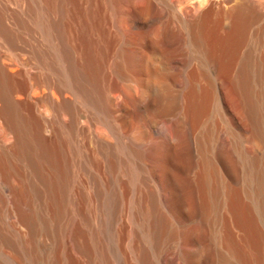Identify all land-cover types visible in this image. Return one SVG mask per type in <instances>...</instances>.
Returning a JSON list of instances; mask_svg holds the SVG:
<instances>
[{"label":"bare ground","instance_id":"1","mask_svg":"<svg viewBox=\"0 0 264 264\" xmlns=\"http://www.w3.org/2000/svg\"><path fill=\"white\" fill-rule=\"evenodd\" d=\"M117 5L0 0V264H264V0Z\"/></svg>","mask_w":264,"mask_h":264},{"label":"rangeland","instance_id":"2","mask_svg":"<svg viewBox=\"0 0 264 264\" xmlns=\"http://www.w3.org/2000/svg\"><path fill=\"white\" fill-rule=\"evenodd\" d=\"M14 1V0H13ZM117 1V4L118 5H120L119 7H118V5H117V7L118 8H116V9H118L117 10V13L118 12H120V11H125L126 10V8L127 7H129V5H130V2H131V0L129 1V0H116ZM134 1H137V0H134ZM120 2V3H119ZM122 8V9H121ZM118 15V14H117ZM119 19V18H118ZM115 20L116 21V26L117 27H115V29H116V33L118 34V33H121L122 32V28H121V26H119V25H121L120 24V20ZM118 22H119V24H118ZM120 28V30L118 31V29ZM118 31V32H117ZM3 42V41H2ZM261 141L259 140V144L261 145V143H260Z\"/></svg>","mask_w":264,"mask_h":264}]
</instances>
